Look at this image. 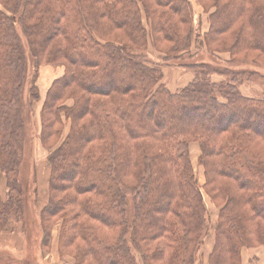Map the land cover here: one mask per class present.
Listing matches in <instances>:
<instances>
[{
  "label": "trees",
  "instance_id": "16d2710c",
  "mask_svg": "<svg viewBox=\"0 0 264 264\" xmlns=\"http://www.w3.org/2000/svg\"><path fill=\"white\" fill-rule=\"evenodd\" d=\"M200 2L211 11L206 44L229 52L228 63L239 69L225 68L226 80L215 81V69L197 65L194 78L172 91L162 68L141 51L149 41L166 60L191 51L189 0H0V177L8 172L2 162L19 161L10 138L25 128L28 66L19 20L37 62L67 67L44 103L41 139L51 161L46 211L63 218L59 247L74 248L78 264H136L118 253L121 246L131 253L130 197L136 246L147 245L148 259L196 264L208 210L190 156L193 141L203 188L220 208L210 264H239L240 247L264 244V96L240 90L264 65V0ZM64 115L71 129L61 140ZM7 214L0 196V221Z\"/></svg>",
  "mask_w": 264,
  "mask_h": 264
},
{
  "label": "rangeland",
  "instance_id": "374dc122",
  "mask_svg": "<svg viewBox=\"0 0 264 264\" xmlns=\"http://www.w3.org/2000/svg\"><path fill=\"white\" fill-rule=\"evenodd\" d=\"M189 1L193 9L195 41L191 51L181 58H167L166 60L165 54L158 51L152 41L148 42L146 50L141 51L147 61L162 68V81L172 91L186 86L194 78L200 68L197 65L208 64L215 69L212 70V79L215 81L226 80L227 76L223 72L225 68L239 69L228 63L229 52L216 51L206 44L205 33L209 30L211 11H205L200 0ZM147 26L149 27V24ZM16 28L21 38V44L25 48L28 66L24 70L21 89V99L26 114L25 128L23 127L21 136L17 137L14 134L13 139L10 138L21 152L19 161L17 162L13 158L10 166H6L4 162L1 163L8 171H2L0 177V196L7 203L8 214L5 220L0 221V264H78L74 248L71 251L61 252L59 247L60 238L62 240L64 238L63 218L61 216L53 218L46 211L50 203L51 161L49 149L45 147L41 139L44 103L54 82L66 75L67 67L65 63L52 62L47 59L37 62L31 46L33 39L30 40L26 36L19 20H17ZM182 62L189 67L183 66ZM258 69L259 75H251L250 81L240 84L243 94L254 97L264 96V65ZM32 89L38 92L36 98L29 96V91ZM73 103V100H68L66 104L73 105ZM63 120L64 130L61 140L67 137L71 129L70 119L64 115ZM56 142L58 144L60 138ZM190 153L208 210L206 231L203 243L197 251L196 264H210V256L215 248L220 208L203 188L205 175L203 167L199 164L200 149L196 141L190 143ZM126 209V221L130 227L125 235V243L131 253H128L124 246H121V251L118 253L123 256H134L136 264H153L144 252L148 249L147 245L138 242L139 246H136L135 233L131 228L134 218L132 197L128 199ZM3 223L5 226L2 227ZM71 233L74 234L73 229ZM76 237H80V235H76ZM237 257H239V264H264V244L244 245L239 248Z\"/></svg>",
  "mask_w": 264,
  "mask_h": 264
}]
</instances>
